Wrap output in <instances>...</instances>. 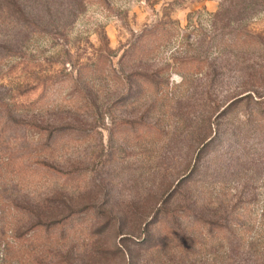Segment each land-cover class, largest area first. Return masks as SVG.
Segmentation results:
<instances>
[{"label":"rangeland","instance_id":"obj_1","mask_svg":"<svg viewBox=\"0 0 264 264\" xmlns=\"http://www.w3.org/2000/svg\"><path fill=\"white\" fill-rule=\"evenodd\" d=\"M20 3L0 14V264H264V0Z\"/></svg>","mask_w":264,"mask_h":264},{"label":"trees","instance_id":"obj_2","mask_svg":"<svg viewBox=\"0 0 264 264\" xmlns=\"http://www.w3.org/2000/svg\"><path fill=\"white\" fill-rule=\"evenodd\" d=\"M21 0H0V6L3 7L2 10H0V14H5L8 15L9 12L13 11L19 18L21 19H25L28 20V18L26 17V12L23 9V6L20 3ZM147 38V37H146ZM146 40L142 41L144 43H140L139 45H137V47L141 46V52L140 53H145L146 49H147V43H145ZM7 45V44H6ZM10 47V45H7ZM136 47V49H137ZM134 48L132 49H128L127 51H125L123 53V55L121 56V61H125L126 59L128 60H132L135 57V54H137V51ZM143 54H140L139 56H141ZM99 61V60H98ZM33 127H35L39 133H42L46 130V132H50V134L53 136L54 133H56L55 137L61 136L62 132L64 131H60L61 129H63L62 127L64 126H55V127H44L38 124H32ZM84 210H75L72 209L71 211H69V213L66 216H63L61 218L58 219H49V220H44V219H40L37 220L32 227L28 230L30 231H37L38 229H44L49 230V229H53V228H57L59 226L61 227H65V223L67 225H71L72 224V220L75 218L74 216L76 215V217L78 215H81L80 213H82ZM157 222V221H156ZM26 234V232L22 235V237ZM147 241V240H146Z\"/></svg>","mask_w":264,"mask_h":264}]
</instances>
